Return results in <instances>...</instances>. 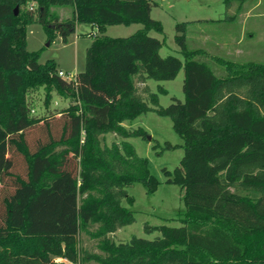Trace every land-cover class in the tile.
<instances>
[{"label":"trees","instance_id":"16d2710c","mask_svg":"<svg viewBox=\"0 0 264 264\" xmlns=\"http://www.w3.org/2000/svg\"><path fill=\"white\" fill-rule=\"evenodd\" d=\"M156 1L0 0V264H264V62L190 50L186 23L176 37L184 62L162 58V42L150 37L163 34L149 16ZM35 23L50 43L67 41L80 23L99 30L75 78L28 50ZM133 24L142 29L128 37L104 34ZM180 67L184 100L163 107L167 90L153 92L148 80L173 79ZM41 88L47 103L55 91L72 104L32 115L30 93ZM148 112L169 117L183 140L180 165L163 173L181 188L185 209L174 218L180 226L147 227L160 233L153 240L116 242L110 235L135 222L127 187L153 194L160 184L128 140L146 132L124 126ZM106 134L123 140L103 146Z\"/></svg>","mask_w":264,"mask_h":264},{"label":"rangeland","instance_id":"374dc122","mask_svg":"<svg viewBox=\"0 0 264 264\" xmlns=\"http://www.w3.org/2000/svg\"><path fill=\"white\" fill-rule=\"evenodd\" d=\"M240 0H231L233 6L239 5ZM61 18L69 16V11L59 8ZM233 15V11L226 8L225 0H158L150 4V19L158 21L163 28V34L156 31L150 33L151 38H156L162 42L160 50L162 58L172 56L184 62L182 47L177 43L179 34L178 25L186 23L185 44L190 50L200 49L209 55L221 57L237 63L247 61L264 62V38L260 33L255 36L245 38L249 40L252 48L246 49V42H239L242 30V18L239 17L234 25H228V17ZM142 29L139 24L130 26L113 25L107 26L104 34L110 37H128ZM100 34L99 30L89 24L80 23L76 26L75 33L71 34L67 41L61 37L50 43L47 33L39 23L30 25L27 30V48L30 52H39L38 61L45 64L48 61L56 63L58 71H63L68 77L75 76L85 69L86 52L93 41L92 35ZM182 34V32H181ZM244 39V38H243ZM236 49L239 51L236 52ZM245 49V50H243ZM241 50V51H240ZM196 59L206 60V56L201 55ZM218 76L226 75V69L209 60H206ZM185 72L180 67L176 76L169 80H148V85L153 92H157L161 85L167 93L159 95V103L167 107L173 103L174 98L183 101V82ZM143 87L141 84H137ZM48 91L41 88L32 90L30 102L32 115L46 117L57 114L72 104V100L64 99L52 92L50 101L47 103ZM124 126L129 130L142 129L146 132V138L134 137L128 139L137 154L146 159L149 163L151 173L160 182L157 190L153 194H148L146 188L139 183L127 187L128 194L133 197L132 205L124 202V205L134 211L135 222L118 230L110 238L119 241H129L133 237L153 240L160 236L157 231L151 232L147 227H158L161 225L180 226L179 221H175L180 211L185 209L181 188L167 182V177L163 169L173 171L181 163L184 156L182 138L175 132L172 120L169 117H161L154 112L145 113L133 121L125 122ZM35 136V130L29 131ZM149 137L152 140H149ZM123 139L115 134H106L103 137L102 145L110 146L113 142H121ZM167 144L174 146L167 149ZM247 195V194H246ZM256 196V195H254ZM84 244L93 248L94 242L84 237ZM66 264H72L61 258H54Z\"/></svg>","mask_w":264,"mask_h":264},{"label":"crops","instance_id":"0c3cea01","mask_svg":"<svg viewBox=\"0 0 264 264\" xmlns=\"http://www.w3.org/2000/svg\"><path fill=\"white\" fill-rule=\"evenodd\" d=\"M239 2L240 4L235 6L231 3L228 10L233 11V15L227 18V24L234 25L239 17L242 18V30L238 43L245 41L246 49L249 50L252 46L245 38L252 39L256 33H260L264 38V0H240ZM238 51L236 49V52Z\"/></svg>","mask_w":264,"mask_h":264},{"label":"built area","instance_id":"2783aa9c","mask_svg":"<svg viewBox=\"0 0 264 264\" xmlns=\"http://www.w3.org/2000/svg\"><path fill=\"white\" fill-rule=\"evenodd\" d=\"M59 76L65 78V79H68V80L73 79V78L68 77L63 71H59Z\"/></svg>","mask_w":264,"mask_h":264},{"label":"water","instance_id":"95a60500","mask_svg":"<svg viewBox=\"0 0 264 264\" xmlns=\"http://www.w3.org/2000/svg\"><path fill=\"white\" fill-rule=\"evenodd\" d=\"M15 14H16V15L18 14V8L15 9ZM149 140H152V138L149 137Z\"/></svg>","mask_w":264,"mask_h":264}]
</instances>
